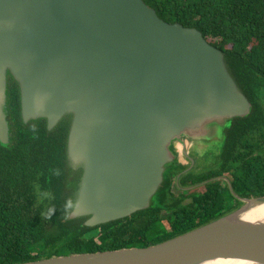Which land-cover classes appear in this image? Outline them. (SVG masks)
<instances>
[{
    "label": "water",
    "instance_id": "obj_1",
    "mask_svg": "<svg viewBox=\"0 0 264 264\" xmlns=\"http://www.w3.org/2000/svg\"><path fill=\"white\" fill-rule=\"evenodd\" d=\"M10 77L24 124L44 119L51 131L70 120L67 159L83 175L67 220L86 219L87 228L151 209L179 163L193 165L191 152H204L252 109L223 51L201 31L164 21L144 0H0L3 145ZM242 202L147 248L24 264H264V221L253 219L264 196Z\"/></svg>",
    "mask_w": 264,
    "mask_h": 264
},
{
    "label": "trees",
    "instance_id": "obj_2",
    "mask_svg": "<svg viewBox=\"0 0 264 264\" xmlns=\"http://www.w3.org/2000/svg\"><path fill=\"white\" fill-rule=\"evenodd\" d=\"M144 1L164 21L201 31L223 51L229 71L252 104L250 115L234 119L227 129L219 168L197 180L185 176L179 182L196 185L228 174L231 189L228 183L214 180L195 197L196 218L190 220L184 210L164 218L161 211L174 210L177 200L171 193L181 170L176 169L168 174L151 214L147 210L87 228L86 219L67 220L73 208L67 205L74 198L64 199V171L57 162L63 154L66 157L70 120L65 118L52 132L47 131L46 120L33 121L30 125H36L38 132L23 131L8 147L0 143V264L147 248L236 211L243 203L233 194L246 199L264 196V0ZM8 94L14 120L20 127H29L22 120L20 90L12 77ZM232 201L237 205H229Z\"/></svg>",
    "mask_w": 264,
    "mask_h": 264
},
{
    "label": "flooded vegetation",
    "instance_id": "obj_3",
    "mask_svg": "<svg viewBox=\"0 0 264 264\" xmlns=\"http://www.w3.org/2000/svg\"><path fill=\"white\" fill-rule=\"evenodd\" d=\"M9 80H10V78L8 79V84H7V100H6V106L4 108V111H5V114L7 117V122L9 124V129H10V139L9 140H10V143H12L13 137L14 136L16 137L18 134H21L23 131L27 130L28 132H31V133L38 132V131L36 130V128H37L36 125H30L31 122L26 124V125H29V127L28 126H26V127L21 126L22 127L21 128L20 125L18 124V122L16 123V121L14 120L15 114H14L13 110H15V109L12 108L10 104L8 105V103H9V94H8ZM20 103H21V96H20ZM46 126H47L48 132H52L53 130H55L58 127L57 126L53 130L49 131L48 125H46ZM39 132H42V131H39ZM10 143H9V145H11ZM4 146L8 147V145H4ZM190 155H191L192 160H193V165H192V162L190 159H185V162L179 163L178 165L180 167L176 168V169L181 168V170L175 177L174 185L171 189V193L177 198V200L175 202L174 210H173V208H172V210H167V208H165L161 211V216L164 218L169 219V218L173 217L175 215L174 213L177 212L178 210H184V211H187L188 213H190V215H191L190 220L192 218H196L197 215H199V212L196 211L198 209V206L195 204V197L198 196V194H203L206 191V186H207V184H205L206 182L214 181V180L223 181L226 184L228 183L227 185L230 188V185H229L230 177L228 174H225L222 177H218V178H214V179L204 181L202 183H198L196 185H192V181H187V184H189L188 186L179 185L177 183L178 176H181V178H183L185 176H189L190 179L197 180L198 178L217 170V168H219V166H220L219 165L220 154L218 155V161H217L216 167L212 168V170H207V169L202 170L201 168H199V166H198L199 158L202 157L203 154L201 155V154H196L195 152H191ZM51 156L55 157V154H53ZM57 162L60 163V167L63 166V171H64V175L62 177V180H65L64 182H66V186L62 189L64 199L69 200L70 197H71V199L74 198V203H75L76 195H77V192L79 190V184H80V181H81V178L83 175V171L81 169H75L71 166L69 160L67 159V152H66V157L64 158V154H63V158L61 159V161L59 162V160H58ZM69 167L72 168L73 172H71V169H69ZM181 178H180V180H181ZM180 180H179V182H180ZM233 196L236 199V201L241 202V203H243L242 199H246L243 197L235 196L234 194H233ZM236 201H232L229 205H232V206L237 205ZM74 203H73V205H74ZM148 210H150L149 213L151 214V209H148ZM142 212H144V211H142ZM148 230L150 231L149 236L151 238V226L149 227Z\"/></svg>",
    "mask_w": 264,
    "mask_h": 264
},
{
    "label": "rangeland",
    "instance_id": "obj_4",
    "mask_svg": "<svg viewBox=\"0 0 264 264\" xmlns=\"http://www.w3.org/2000/svg\"><path fill=\"white\" fill-rule=\"evenodd\" d=\"M226 127H223L220 129L217 138L218 140H215L209 144H207V148L203 149L198 148V151L195 152L197 154H203L202 157L199 158L198 166L202 170H212V168L216 167L217 161H218V155L220 154V150L224 141V137L226 134Z\"/></svg>",
    "mask_w": 264,
    "mask_h": 264
},
{
    "label": "bare ground",
    "instance_id": "obj_5",
    "mask_svg": "<svg viewBox=\"0 0 264 264\" xmlns=\"http://www.w3.org/2000/svg\"><path fill=\"white\" fill-rule=\"evenodd\" d=\"M255 220H262L264 221V207H262L255 215L253 216ZM220 264H248V263H241V262H224Z\"/></svg>",
    "mask_w": 264,
    "mask_h": 264
},
{
    "label": "clouds",
    "instance_id": "obj_6",
    "mask_svg": "<svg viewBox=\"0 0 264 264\" xmlns=\"http://www.w3.org/2000/svg\"><path fill=\"white\" fill-rule=\"evenodd\" d=\"M67 207L71 209L73 207V204L71 202L68 203Z\"/></svg>",
    "mask_w": 264,
    "mask_h": 264
}]
</instances>
